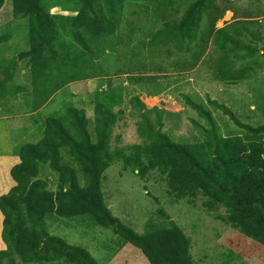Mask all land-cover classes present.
Wrapping results in <instances>:
<instances>
[{
  "label": "trees",
  "instance_id": "obj_1",
  "mask_svg": "<svg viewBox=\"0 0 264 264\" xmlns=\"http://www.w3.org/2000/svg\"><path fill=\"white\" fill-rule=\"evenodd\" d=\"M149 1L163 24L142 45L148 46L147 54L141 47L131 50L132 66L127 71L130 84L145 85L149 96L161 93L157 75L131 72L149 68L148 58L155 69L152 58L157 54H190V59L172 63L178 71L191 70L202 61L214 79L225 85L250 80L258 68L264 71V40L248 29L254 20L239 19L218 29L217 22L229 9L214 0H189L178 21L166 12L173 10L174 0ZM7 2L11 10L7 25L19 19L27 21L28 47L9 60H1V114L9 113V101L19 96L30 102L36 113L71 82L100 78L103 68L97 56L105 50L104 44L112 38L129 43L135 31L131 22L125 21L130 34L126 28L124 36L120 34L127 0H0V10ZM53 7L74 14L52 13ZM11 38L10 32L0 34V46ZM22 71L27 84L18 82ZM107 85L90 96L93 120L85 109L66 105L45 120L38 142L13 147L20 162L10 170L15 185L0 196V235L6 245L0 251V264H15L16 257L26 264H98L87 249L49 231L48 220L75 218L111 230L119 244L139 249L149 264H194L187 235L160 203L143 233L113 214L102 183L106 170L116 161L122 162L123 169L137 171L141 178L159 172L168 195L178 200L194 204L200 197L203 208L211 214L224 209V215L216 214L217 220L264 246V122L243 123L230 107L216 100L207 97L204 103L182 94L200 118L191 120L200 138L177 140L164 129L172 112L149 108L139 95L126 100L123 86L114 87L110 81ZM125 101L138 116L136 133L140 139L129 147L128 154L119 146L113 147V141L117 145L121 141L113 131L122 110L115 108ZM212 109L229 116L240 133L223 135ZM260 109L264 120V106ZM13 163L0 162V195L11 185L8 171ZM45 171H50L56 190L42 178Z\"/></svg>",
  "mask_w": 264,
  "mask_h": 264
},
{
  "label": "rangeland",
  "instance_id": "obj_2",
  "mask_svg": "<svg viewBox=\"0 0 264 264\" xmlns=\"http://www.w3.org/2000/svg\"><path fill=\"white\" fill-rule=\"evenodd\" d=\"M214 1L224 9H229L217 22L216 28H222L239 19L254 20L255 24L248 25V29L258 32L264 40V0ZM188 5L189 0H174L173 10L166 9L167 16L178 21ZM147 6L149 7L146 8ZM152 6L149 0H127L120 34L124 36L125 28V32L130 34L127 31L129 26L125 27V21L131 22V26L135 28L132 41L128 43L125 39L124 43H119V39L112 38L104 44L105 50L97 56V63L103 68L100 78L71 82L59 90L48 105L36 113L32 112L30 102L25 101L22 96L9 101L6 110L9 113H0V117L9 119L12 154L15 152L14 146L38 142L43 135L45 120L63 111L66 105L85 109L87 117L93 120L94 108L90 96L98 90L107 89L109 81L114 87L123 86L127 90L125 91L126 100L132 95H139L149 108L157 106L172 112L174 115L165 120L164 129L177 140L200 138L199 133L191 124V120L200 121V118L184 102L182 94L191 95L204 103H207V97L216 100L230 107L243 123L259 125L264 122L260 109L264 106V71L261 68H258L253 77L246 82L238 85H225L214 79L212 71L202 61H199L191 70L178 71L173 64L183 58L190 59V54L175 53L173 57L157 54L152 58L155 69L150 66L151 62L148 58L146 62L149 68L131 73L132 75H157L156 82L161 84V93L149 96L145 85L130 84L128 78L131 74L127 71L132 66L129 57L131 50L141 47L142 52L147 54L148 46L142 45L150 41L152 35L163 24ZM51 12L64 15L74 14L63 11L61 7H53ZM10 14L11 10L7 2L0 10V34L10 32L12 38L0 46V64L3 58L9 60L28 47L27 21L19 19L7 25V18ZM205 22L206 19L202 27ZM210 48L211 45L208 48L209 52L212 51ZM158 67L164 68L158 70ZM117 70L123 73H117ZM18 82L27 84L24 71L19 75ZM118 109H121L122 113L113 132L121 137V141L118 145L113 141V147L119 146L128 154L129 147L140 142L136 133L138 116L127 101L120 107H116L115 111ZM212 111L223 135L240 133V129L234 125L229 116L219 110L212 109ZM3 149L7 152L6 148H0V150ZM42 178L49 180L51 190H56L50 171H45ZM11 181L14 186L15 182L12 178ZM102 190L105 201L113 214L138 233L144 232L146 221L159 208L160 203L161 207L187 235L194 264H264L263 245L246 237L231 225L216 219V214H225L224 209L211 214L203 208V199L200 197L195 200L194 204H189L186 200H178L168 195L164 176L157 171L141 178L137 175V171L131 168L123 169L122 162L116 161L104 174ZM48 228L52 234L63 238L69 244L87 249L98 264H149L139 249L119 244L118 238L111 230L94 226L87 219H52L48 220ZM1 241L3 245L0 251L6 249L2 237ZM15 264L26 263L16 257Z\"/></svg>",
  "mask_w": 264,
  "mask_h": 264
},
{
  "label": "crops",
  "instance_id": "obj_3",
  "mask_svg": "<svg viewBox=\"0 0 264 264\" xmlns=\"http://www.w3.org/2000/svg\"><path fill=\"white\" fill-rule=\"evenodd\" d=\"M8 123H9V119L7 117H0V148H6L7 150V152L5 151V149L0 150V162L2 161L9 162L11 160L14 162L13 165L10 166L9 171H8V177H9L10 182L12 183L11 176H10V170L13 166H15L16 164L20 162V159L18 156H15L14 154H12V147H11V141H10L11 131L9 130ZM12 187H13V184H11L9 189L4 194H6ZM2 219H3V215H2Z\"/></svg>",
  "mask_w": 264,
  "mask_h": 264
}]
</instances>
